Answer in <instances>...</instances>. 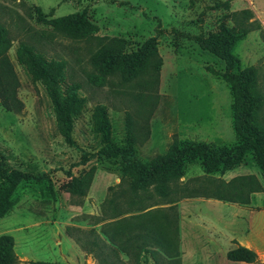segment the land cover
<instances>
[{
    "label": "rangeland",
    "instance_id": "374dc122",
    "mask_svg": "<svg viewBox=\"0 0 264 264\" xmlns=\"http://www.w3.org/2000/svg\"><path fill=\"white\" fill-rule=\"evenodd\" d=\"M77 12L93 28L87 35L54 25ZM221 25L241 34L232 52L240 68L254 70L264 127V0H0L4 54L17 79L15 101L0 96V164L49 177L20 182L0 216V236L13 239L10 264H191L183 253L211 246L220 254L249 238L259 248L253 264H264V174L252 153L225 170L207 171L195 159L178 177L136 186L119 157L82 161L103 144L92 124L96 105L107 108L113 142L131 143L144 161L175 141L235 143L224 62L175 32L207 35ZM151 36L159 59L151 56L131 78L94 62L115 38L131 52ZM21 44L62 60L65 81L84 98L73 142L58 129L44 84L21 62ZM91 168L86 191H72L73 178ZM256 185L262 189L251 190Z\"/></svg>",
    "mask_w": 264,
    "mask_h": 264
},
{
    "label": "trees",
    "instance_id": "16d2710c",
    "mask_svg": "<svg viewBox=\"0 0 264 264\" xmlns=\"http://www.w3.org/2000/svg\"><path fill=\"white\" fill-rule=\"evenodd\" d=\"M54 25L76 36L87 35L93 30L83 12L57 18ZM156 30L159 33L161 31L160 28ZM175 32L194 40L201 48L210 51L224 62L221 77L229 84L234 97L233 127L238 137L237 141L229 145H216L206 141L181 144L175 141L164 154H158L144 161L137 156L131 143L118 145L113 142L107 108L105 105H96L92 112V124L103 144L94 152L95 154H84L83 163L93 155L119 157L123 171L133 177V185L136 186L178 177L182 174L184 165L195 159L200 160L207 171L225 170L240 163L248 153H252L264 174V127L257 120L261 97L255 87L254 70L240 68V60L232 52V47L241 34L225 25L208 32L207 35L178 30ZM156 44V36H151L137 50L124 52V40L115 38L113 44L102 45L97 51L94 62L102 71L119 69L125 78H131L138 70L146 66L151 56L159 59ZM6 45L7 40L0 30V96L3 97L5 104L9 105L8 98L15 101L14 91L17 79L4 54ZM18 54L31 77L44 84L51 99L57 127L66 141L73 142L72 124L74 117L81 111L84 98L77 92L75 85L65 81L64 62L47 58L26 44L20 45ZM93 171L91 168L82 176L73 178L72 191L84 193L92 179ZM44 179L49 180L46 172L31 173L18 168L2 167L0 164V216L12 206L14 201L12 194L20 182ZM259 189H262L261 185L251 188V190ZM245 199L244 202L248 198ZM234 242L236 245L227 251L229 259L246 262H255L258 259L254 249L236 240ZM12 244V236L6 234L0 236V264L13 262ZM34 263L55 264L42 261Z\"/></svg>",
    "mask_w": 264,
    "mask_h": 264
},
{
    "label": "crops",
    "instance_id": "0c3cea01",
    "mask_svg": "<svg viewBox=\"0 0 264 264\" xmlns=\"http://www.w3.org/2000/svg\"><path fill=\"white\" fill-rule=\"evenodd\" d=\"M237 242L254 249L259 255V252H258L259 248L254 243V241H252L250 238L245 239V241H237ZM226 251H227V248H225L224 251H222L219 254L211 246L196 247L195 249L196 254H193V252L191 253L185 252L183 253V258L185 259L186 262L191 263V264H219L220 261L221 262L224 261L226 264H230L231 262L229 261H232V260H229L226 257ZM234 262H237V261H234ZM240 262H242V264L243 263L244 264L255 263V262H246V261H240Z\"/></svg>",
    "mask_w": 264,
    "mask_h": 264
}]
</instances>
